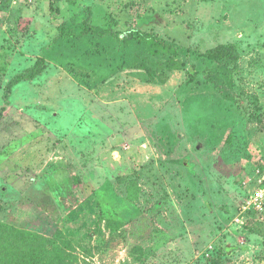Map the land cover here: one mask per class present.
<instances>
[{"label": "rangeland", "instance_id": "rangeland-1", "mask_svg": "<svg viewBox=\"0 0 264 264\" xmlns=\"http://www.w3.org/2000/svg\"><path fill=\"white\" fill-rule=\"evenodd\" d=\"M32 1L0 0V232L54 239L55 264H264V212L249 206L264 172V0ZM87 18L112 34L81 35ZM131 30L185 69L126 46ZM231 43L238 103L204 57ZM15 248L0 239V256Z\"/></svg>", "mask_w": 264, "mask_h": 264}, {"label": "trees", "instance_id": "trees-1", "mask_svg": "<svg viewBox=\"0 0 264 264\" xmlns=\"http://www.w3.org/2000/svg\"><path fill=\"white\" fill-rule=\"evenodd\" d=\"M87 34H95L99 37H105L109 34L111 35L112 32L110 30H104L100 27L94 26L92 23H90L89 18H87V20L85 21V29L81 35H87ZM133 40L145 44L149 48L150 54L153 56H161V55L167 56V60L165 61L164 68L168 72H176L185 69L186 65L184 62H182L179 59L180 54L177 48L167 43L160 36L153 33L142 32L140 30H131L127 38L124 40V44L128 46L131 44V41ZM50 45L47 46L46 48L47 49L50 48ZM204 57H206L207 59L213 62H217L219 65V67L216 70L211 71L207 75V80L209 81V83H211L214 86V88L220 93V95L225 100L233 103H238L237 99L234 98V96L230 95L225 89V86L234 87L241 73V69L238 67V62L241 58V52L239 51L238 45L231 43L227 45L217 46L215 48L207 50L204 53ZM44 62L45 60L41 59L38 66L34 68L29 75L23 76L19 78L20 81H16L15 83L12 82L10 84L7 90V97H6L7 101L10 97V93L12 92V86L14 87L17 83H20L21 81L24 80L32 81L44 72ZM193 81H195V76L193 72H190L188 74V82L191 83ZM1 226H7V225L2 224ZM7 229H12V228L8 227ZM0 234H1V238H0L1 244L3 243L6 244L7 248H15L21 246L25 249L21 252L22 255L18 257V259L9 258L8 257L9 254L7 251V254L0 256V259L2 260V264H55L56 260L60 258L59 257L60 253H62L61 248L58 246L55 247L56 244L55 240L51 238L41 237L34 233L31 235L25 234V235H30L33 238L35 237L38 240L42 239L44 242L40 248V247H29L25 243H23V242H30L29 240H23V242H21L20 240L12 241L11 238H8L6 236L4 230L1 231ZM18 234H21V231H19ZM31 248H34L35 252L39 253L38 255L35 254L34 257L35 259L27 258L25 256L26 252L31 250ZM17 250L19 251V249Z\"/></svg>", "mask_w": 264, "mask_h": 264}, {"label": "built area", "instance_id": "built-area-1", "mask_svg": "<svg viewBox=\"0 0 264 264\" xmlns=\"http://www.w3.org/2000/svg\"><path fill=\"white\" fill-rule=\"evenodd\" d=\"M260 186L258 187V192L249 202V206L253 207L256 211L262 213L264 212V172L260 174Z\"/></svg>", "mask_w": 264, "mask_h": 264}, {"label": "water", "instance_id": "water-1", "mask_svg": "<svg viewBox=\"0 0 264 264\" xmlns=\"http://www.w3.org/2000/svg\"><path fill=\"white\" fill-rule=\"evenodd\" d=\"M203 147H204L203 144H199V145L197 146V150L200 151V150L203 149Z\"/></svg>", "mask_w": 264, "mask_h": 264}, {"label": "crops", "instance_id": "crops-1", "mask_svg": "<svg viewBox=\"0 0 264 264\" xmlns=\"http://www.w3.org/2000/svg\"><path fill=\"white\" fill-rule=\"evenodd\" d=\"M35 0L32 1V3L34 2Z\"/></svg>", "mask_w": 264, "mask_h": 264}]
</instances>
